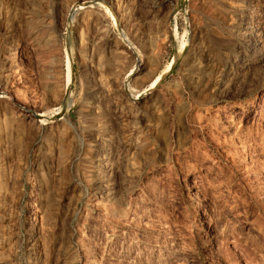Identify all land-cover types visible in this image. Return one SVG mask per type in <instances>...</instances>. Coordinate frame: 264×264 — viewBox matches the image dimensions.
<instances>
[{"label":"rangeland","instance_id":"rangeland-1","mask_svg":"<svg viewBox=\"0 0 264 264\" xmlns=\"http://www.w3.org/2000/svg\"><path fill=\"white\" fill-rule=\"evenodd\" d=\"M0 264H264V0H0Z\"/></svg>","mask_w":264,"mask_h":264},{"label":"bare ground","instance_id":"bare-ground-1","mask_svg":"<svg viewBox=\"0 0 264 264\" xmlns=\"http://www.w3.org/2000/svg\"><path fill=\"white\" fill-rule=\"evenodd\" d=\"M176 60V59H175ZM175 62V61H174ZM176 63V62H175ZM65 71H66V78H65V80H66V86H67V88H68V86H69V84H70V82H71V72H72V69H71V61H70V58L68 57V58H66V62H65ZM65 83V82H64ZM42 119H41V121H42V123H44L43 121H44V119H43V115H41L40 116Z\"/></svg>","mask_w":264,"mask_h":264},{"label":"water","instance_id":"water-1","mask_svg":"<svg viewBox=\"0 0 264 264\" xmlns=\"http://www.w3.org/2000/svg\"><path fill=\"white\" fill-rule=\"evenodd\" d=\"M36 115V114H35Z\"/></svg>","mask_w":264,"mask_h":264}]
</instances>
